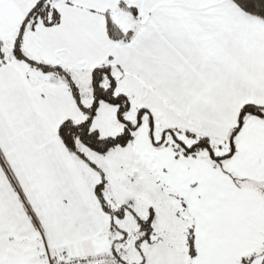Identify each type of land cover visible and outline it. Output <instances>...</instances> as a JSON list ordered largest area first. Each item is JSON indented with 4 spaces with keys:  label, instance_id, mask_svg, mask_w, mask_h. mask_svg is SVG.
Returning <instances> with one entry per match:
<instances>
[{
    "label": "snow or ice",
    "instance_id": "6c2138e0",
    "mask_svg": "<svg viewBox=\"0 0 264 264\" xmlns=\"http://www.w3.org/2000/svg\"><path fill=\"white\" fill-rule=\"evenodd\" d=\"M0 264H264V0H0Z\"/></svg>",
    "mask_w": 264,
    "mask_h": 264
}]
</instances>
